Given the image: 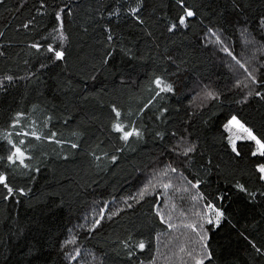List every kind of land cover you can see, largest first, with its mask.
Instances as JSON below:
<instances>
[{
    "label": "trees",
    "instance_id": "1",
    "mask_svg": "<svg viewBox=\"0 0 264 264\" xmlns=\"http://www.w3.org/2000/svg\"><path fill=\"white\" fill-rule=\"evenodd\" d=\"M136 2L0 3V157L9 150V132L15 143L25 140L30 157L27 168L0 160L16 189L6 201L0 186V264H74L71 240L93 256L91 264H153L157 240L168 232L158 214L162 200L136 192L158 162L199 185L201 206L224 214L219 226L205 227L211 260L204 264H264L252 247L264 251V183L255 170L264 158L252 157L255 145L246 141L237 143L235 156L224 129L236 116L264 140V99L248 95L250 88L264 93V0H183L195 16L173 32L167 29L180 12L177 0H146L143 24L127 15ZM61 8L63 41L55 30ZM243 39L261 50L251 72L257 84L247 79L249 87L223 59L224 48L243 54ZM49 46L64 59L50 58ZM157 78L173 91L157 96ZM113 107L142 138L118 139ZM33 130L40 140L15 135Z\"/></svg>",
    "mask_w": 264,
    "mask_h": 264
},
{
    "label": "rangeland",
    "instance_id": "2",
    "mask_svg": "<svg viewBox=\"0 0 264 264\" xmlns=\"http://www.w3.org/2000/svg\"><path fill=\"white\" fill-rule=\"evenodd\" d=\"M216 39L218 40V38ZM242 45L243 54L236 56L235 60L232 58L233 54L229 56L225 52L223 59L226 63L225 66L233 72L238 83L249 85L247 79L249 80L250 74L253 76L251 73L252 64L255 63L259 55L258 52L261 50L257 43L248 39H243ZM229 52L231 51L229 50ZM241 64L244 67H241ZM237 134L235 128H232L230 132L227 131L228 139L230 135L234 137ZM243 141L251 142L237 140V143ZM171 169L174 168H168L158 162L153 165L148 174L141 178L137 185L136 195L140 196L141 192L147 188L143 196L154 194L162 200L158 214L168 226V232L157 240V255L153 264H196L197 259H205L201 237L198 233H205V227L208 225L206 220L209 215L212 216L213 223H215V213H210L209 209L201 206L195 188L179 176L176 170L173 172ZM166 184L169 185L168 188L164 187ZM94 213L96 212L91 210L88 214L90 216L86 217L88 223H91ZM96 220L97 218H94L92 224ZM190 226L196 227L197 231L193 232ZM203 243L205 244V241ZM68 245L72 246L73 257H76V259H71L74 264H91L95 261L93 256L83 254L81 250L79 251L80 255L77 256L79 248L75 247L76 242L74 240H71Z\"/></svg>",
    "mask_w": 264,
    "mask_h": 264
},
{
    "label": "snow or ice",
    "instance_id": "3",
    "mask_svg": "<svg viewBox=\"0 0 264 264\" xmlns=\"http://www.w3.org/2000/svg\"><path fill=\"white\" fill-rule=\"evenodd\" d=\"M0 3H3V0H0ZM145 4H146V0H137V2L135 3V5H130L127 9V15L131 17L132 20L135 21V23L137 24H143L144 23V19L139 15L141 13V11H143L145 9ZM177 4L179 6L180 12L178 13L177 17H176V22L171 24L168 27V31L169 32H173L174 30H177L179 28H183V27H187V23L186 20L187 18H192L195 16V12L189 8L188 6H186L183 2V0H177ZM45 5L43 3H41L40 8H44ZM64 12V9L61 8L59 11H56L55 13V21L59 23V27L57 29H55L58 32H61L60 35V39L61 41H63L64 39H66V37L63 35L62 33V28H63V18L61 13ZM68 15H71V12L67 13ZM118 12H113V15H118ZM260 26L262 29H264V18H261L260 20ZM25 28H28L29 25L28 24H24ZM105 31H108V29H105ZM246 31V29H245ZM0 35H3L2 33H0ZM109 40L112 39V37L109 35L108 37ZM217 43H220L219 40H217ZM30 47L32 48H36L37 51H39V46L36 44L30 45ZM223 51L225 53H227L229 56H232V53L229 52V50L227 48H224ZM47 52L51 53L52 57H54V59L56 61H61L64 59L65 53L62 51H56L53 49L52 46H49L47 48ZM0 55H3L2 52H0ZM232 58L235 60V56H232ZM105 63H107V61H105ZM237 63H239V61H237ZM241 67H244L243 64L240 65ZM253 85L257 84L256 79L250 74L248 77ZM13 79L12 76H5L4 80L11 82ZM155 86L157 89H159V91L156 93L157 96L160 95V93L162 92H172L173 91V86L171 84L165 83L162 79L157 78L154 80ZM3 82L0 81V88H3ZM245 87H249L248 85H245ZM255 94L257 97H259L260 99H264V93H261L259 91H254L253 89H249L248 95L251 96ZM245 100H247V97H245ZM111 111L114 113L115 116V120L113 121V123L111 124V131L115 134H117L118 139L128 143L130 141L131 138L135 137V138H142V133L140 131H138L135 127L129 128L127 125H125L124 123H122L120 117H121V112L119 110H117V108L113 107L111 109ZM161 115H163V113H161ZM159 118V117H158ZM17 120L19 119V115H17ZM13 127H15V125H13ZM232 128L237 129V135L233 136H229V146L231 148L232 153L235 154V156L239 157L241 155L240 151L238 150L237 147V140H247V141H251L255 144V149L251 152V156L252 157H261L264 158V140L258 138L253 131L245 126L236 116H232L231 119L227 122V124L224 125V129L225 131L230 132ZM16 136H23V137H27L29 135H31V137H33L36 140H40L41 136L37 134V132L35 130H33L31 133L27 132V131H17L15 133ZM53 136L55 135V133L52 134ZM12 137V133H5L3 136V139L7 141V145L9 146V150L6 154L5 157H0V160L2 159H6L7 160V166L8 167H13V166H19L21 168H27L28 165L25 164V160L30 159L29 156L26 155L25 150L21 147L22 145L25 144V140L21 139L19 141V144L15 143L13 141ZM72 148H76L77 145L76 144H72L71 145ZM193 151V149L191 147H189L185 152L184 155H187L188 152ZM97 159H99V157H97ZM113 161H115V157H113ZM256 173L258 174V180L261 181L262 183H264V163H258L256 165ZM171 171H175V169H171ZM0 186L3 187V189L6 190V194L4 195V200H8L11 196H13V194L16 192V189L11 185L10 181H9V177L8 175H6L3 172H0ZM165 188H168L169 185H164ZM193 188L198 189L199 185L198 184H192ZM237 189L240 192H246L247 189L239 184L236 185ZM147 191V188L144 189V191L141 192V195L143 196L144 193ZM19 195L23 196L25 195V192L23 189L19 190ZM195 199V197H193ZM203 198V197H201ZM208 209L210 210V213H215V223L217 226H219V223L221 221V219L223 218L224 214L223 212H221L220 210H218L216 207H214L212 204H208L207 205ZM163 223V220L161 221ZM97 225L99 224V221L95 222ZM207 224H213V218L211 215H209L207 217L206 220ZM192 227V231L196 232L197 229L194 226H190ZM203 226L201 225V228ZM198 235H200L201 237V246L204 250V257L206 259L211 260V256L208 255L207 253V245L203 243V241H206L208 239L207 233H198ZM249 243H252L251 241H249ZM125 248L128 247L127 243H125L124 245ZM252 247L255 248L256 252L260 255H264V251H262V249L260 247H257L255 244H252ZM138 248L143 251L145 248L144 243L141 241L138 243ZM80 255L79 250H77V256ZM72 259H76V257H72ZM196 264H204V260L203 259H197L196 260Z\"/></svg>",
    "mask_w": 264,
    "mask_h": 264
}]
</instances>
